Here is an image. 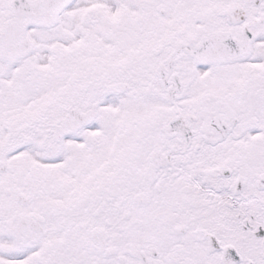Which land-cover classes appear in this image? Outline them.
Instances as JSON below:
<instances>
[{
    "label": "snow or ice",
    "instance_id": "snow-or-ice-1",
    "mask_svg": "<svg viewBox=\"0 0 264 264\" xmlns=\"http://www.w3.org/2000/svg\"><path fill=\"white\" fill-rule=\"evenodd\" d=\"M0 264H264V0H0Z\"/></svg>",
    "mask_w": 264,
    "mask_h": 264
}]
</instances>
